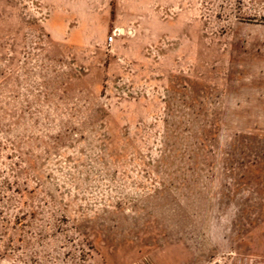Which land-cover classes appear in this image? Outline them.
I'll return each mask as SVG.
<instances>
[{"label": "rangeland", "instance_id": "374dc122", "mask_svg": "<svg viewBox=\"0 0 264 264\" xmlns=\"http://www.w3.org/2000/svg\"><path fill=\"white\" fill-rule=\"evenodd\" d=\"M0 264H264V0H0Z\"/></svg>", "mask_w": 264, "mask_h": 264}, {"label": "built area", "instance_id": "2783aa9c", "mask_svg": "<svg viewBox=\"0 0 264 264\" xmlns=\"http://www.w3.org/2000/svg\"><path fill=\"white\" fill-rule=\"evenodd\" d=\"M117 33H119V31H117ZM113 34L115 35L116 33H113ZM112 39H113V36L110 35V36L108 37V40L111 41Z\"/></svg>", "mask_w": 264, "mask_h": 264}]
</instances>
